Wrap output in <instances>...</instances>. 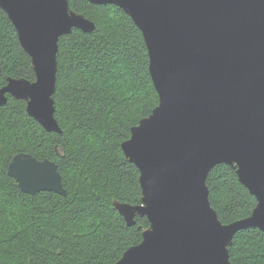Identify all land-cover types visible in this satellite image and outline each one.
Here are the masks:
<instances>
[{"label": "water", "instance_id": "95a60500", "mask_svg": "<svg viewBox=\"0 0 264 264\" xmlns=\"http://www.w3.org/2000/svg\"><path fill=\"white\" fill-rule=\"evenodd\" d=\"M114 4L140 29L158 103L121 143L139 171L140 202L114 200L127 225L145 216L139 243L113 264H233L234 234L264 230V0H87ZM34 80L8 77L0 84L26 103L28 115L48 132L54 117L58 40L95 24L68 0H0ZM219 163L235 170L256 199L249 216L219 220L206 178ZM25 193L66 194L55 161L27 152L7 166Z\"/></svg>", "mask_w": 264, "mask_h": 264}, {"label": "trees", "instance_id": "16d2710c", "mask_svg": "<svg viewBox=\"0 0 264 264\" xmlns=\"http://www.w3.org/2000/svg\"><path fill=\"white\" fill-rule=\"evenodd\" d=\"M95 24L58 40L54 117L46 131L22 99L0 105V264H113L142 239L145 216L127 225L113 201L140 202L138 168L121 143L158 103L140 29L114 4L68 0ZM8 77L34 80L30 57L0 8V84ZM18 152L57 164L65 195L22 192L7 166ZM209 201L219 220L250 215L255 197L235 170L216 164L208 173ZM233 264H264V230L237 231L228 247Z\"/></svg>", "mask_w": 264, "mask_h": 264}]
</instances>
